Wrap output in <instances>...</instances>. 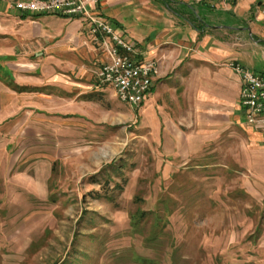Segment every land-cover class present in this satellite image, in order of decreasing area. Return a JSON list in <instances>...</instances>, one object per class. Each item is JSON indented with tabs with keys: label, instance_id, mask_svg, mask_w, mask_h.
Returning a JSON list of instances; mask_svg holds the SVG:
<instances>
[{
	"label": "rangeland",
	"instance_id": "obj_1",
	"mask_svg": "<svg viewBox=\"0 0 264 264\" xmlns=\"http://www.w3.org/2000/svg\"><path fill=\"white\" fill-rule=\"evenodd\" d=\"M240 3L236 15L220 13L222 25L264 21V0ZM72 19L84 23V45L102 64L89 23ZM236 42L249 56L240 64L263 74L264 44L249 33ZM103 88L108 112L91 116L105 126L84 118L68 133L46 200L0 187V196L10 193L0 197V264H264V202L244 187L250 174L236 164L234 146L219 138L191 159L167 154L160 133L174 125L190 132V123L162 122L164 106L146 111L148 98L133 108Z\"/></svg>",
	"mask_w": 264,
	"mask_h": 264
},
{
	"label": "crops",
	"instance_id": "obj_2",
	"mask_svg": "<svg viewBox=\"0 0 264 264\" xmlns=\"http://www.w3.org/2000/svg\"><path fill=\"white\" fill-rule=\"evenodd\" d=\"M171 4L179 14L162 0H99L97 14L129 32L124 34L137 40L142 58L158 62L160 77L146 111L158 112L161 105L162 122L190 123L183 125L190 132L174 125L160 133L167 154L191 159L225 138L227 146H234L236 164L250 174L244 187L264 202V135L243 122L241 79L228 66L249 57L236 44L243 34L264 44V21H241L248 25L244 29L222 25L220 13L235 14L240 0ZM35 17L17 14L0 1V187L46 200L53 164L66 154L68 133L84 118L105 126L91 110L99 117L108 110L100 104L105 97L96 75L101 64L93 47L84 45V23Z\"/></svg>",
	"mask_w": 264,
	"mask_h": 264
},
{
	"label": "built area",
	"instance_id": "obj_3",
	"mask_svg": "<svg viewBox=\"0 0 264 264\" xmlns=\"http://www.w3.org/2000/svg\"><path fill=\"white\" fill-rule=\"evenodd\" d=\"M5 1L25 16L85 18L90 25V35L105 56L97 70V78L110 87L121 102L140 108L155 89L160 77L158 62L142 58L133 40L97 16L99 0ZM229 66L241 79L240 107L245 124L264 135V73H253L238 62Z\"/></svg>",
	"mask_w": 264,
	"mask_h": 264
},
{
	"label": "trees",
	"instance_id": "obj_4",
	"mask_svg": "<svg viewBox=\"0 0 264 264\" xmlns=\"http://www.w3.org/2000/svg\"><path fill=\"white\" fill-rule=\"evenodd\" d=\"M165 4H166V6L172 11V12H174L175 14H179L178 12H177V10L172 6V0H162ZM197 29H198V27H196Z\"/></svg>",
	"mask_w": 264,
	"mask_h": 264
}]
</instances>
